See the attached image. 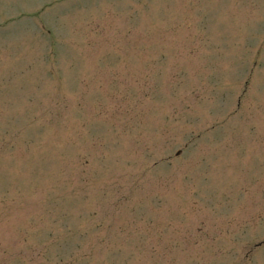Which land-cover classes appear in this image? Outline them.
<instances>
[{
	"label": "rangeland",
	"instance_id": "rangeland-1",
	"mask_svg": "<svg viewBox=\"0 0 264 264\" xmlns=\"http://www.w3.org/2000/svg\"><path fill=\"white\" fill-rule=\"evenodd\" d=\"M0 264H264V0H0Z\"/></svg>",
	"mask_w": 264,
	"mask_h": 264
}]
</instances>
